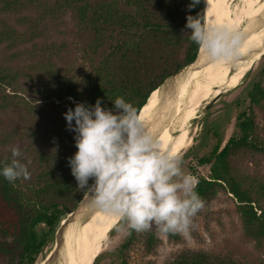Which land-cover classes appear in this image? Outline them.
<instances>
[{
  "label": "rangeland",
  "instance_id": "374dc122",
  "mask_svg": "<svg viewBox=\"0 0 264 264\" xmlns=\"http://www.w3.org/2000/svg\"><path fill=\"white\" fill-rule=\"evenodd\" d=\"M258 1L234 0L228 10L229 26L226 23L223 25L239 30L251 15L258 16L264 10V0L259 11ZM127 2L90 0L91 8L87 12L65 9L48 14L41 4L29 5L26 2L24 6L2 10L0 1V26L5 21L22 38V41L4 39L0 42V65L21 71L18 85L13 89L28 102L27 107L0 109V162H10L11 146H19L21 157L18 159L28 166L30 178H20L16 183L25 193H28V186L37 183L41 171L39 155L50 148H76L74 133L67 130L63 116L70 106L68 98L63 96V89L58 86L60 77L74 80L79 90H84L81 88L92 76L93 66L116 40L112 14L135 13V8ZM246 40L251 47L250 57L240 82L225 89L226 92L208 106L207 99L198 114L187 119L177 131L158 137L161 147L179 154L184 171L196 178L209 175L210 165H198L197 158L207 154L218 138L222 139L221 147L226 143L234 129L236 115L248 106L247 91L254 83L264 87V27L253 32ZM6 92L12 93L10 88ZM158 92L156 89L151 94L146 105L147 112L154 110L152 115L159 107L157 104L153 109L154 104L160 101ZM254 118L258 142L264 145V108H255ZM233 163L245 187L254 190L261 187L260 192L264 193V154L242 152L233 157ZM260 206L264 213V195L260 197ZM68 212L61 215L54 234L48 237L36 264H42L53 249L56 230ZM110 216L106 215L99 228ZM119 221L116 217L101 243L94 241L85 264H93L100 254L94 264H118L121 247L133 232L144 235L151 232L155 241L148 252L143 251V246L132 249L127 257L129 264H178L183 256L195 251L227 257L234 264H264V241L258 245L245 235L237 201L224 190H219L192 218L190 229L184 235H161L155 226L148 231L137 232L123 220L117 225ZM39 228L44 229V226L41 224ZM3 257L0 256L1 262L4 261Z\"/></svg>",
  "mask_w": 264,
  "mask_h": 264
},
{
  "label": "trees",
  "instance_id": "16d2710c",
  "mask_svg": "<svg viewBox=\"0 0 264 264\" xmlns=\"http://www.w3.org/2000/svg\"><path fill=\"white\" fill-rule=\"evenodd\" d=\"M0 1L2 10L24 6L26 2L29 5L41 4L48 14L65 9L87 12L91 8L90 0ZM206 1L200 0L190 9V0H128L135 13L112 14L116 40L93 66L92 76L81 88L84 90H79L74 80L60 77L58 86L63 89V96L68 98V105L74 107L71 101L93 104L99 97L103 100L102 106L111 109L112 100L122 96L138 109L140 115L163 80L197 55L200 46L192 42L187 33L186 16L199 13L205 22ZM4 39L22 41L21 34L5 21L0 26V42ZM20 74L21 71L0 65V109L27 107V100L13 89L18 85ZM9 88L12 93L6 92ZM247 98L248 106L236 115L234 129L226 143L221 147L222 139L218 138L207 154L197 158L198 165H210V172L206 177H197L196 191L204 205L219 190L232 194L237 201L243 232L261 245L264 241V213L260 197L264 193L260 192L261 187L254 190L244 186L243 179L236 173L233 157L247 151L264 154V145L258 142L254 118V109L264 108V87L254 83L247 91ZM75 151L76 148H50L39 155L41 171L37 183L27 187L28 193L16 181L10 183L0 176V256H5L0 264H36L61 215L71 210L80 199L83 191L77 187L67 161ZM41 224L44 229H37ZM154 241L151 232L145 235L133 232L121 247L118 264H129L127 257L132 249L143 246V251L148 252ZM178 264L234 263L227 257L195 251L183 256Z\"/></svg>",
  "mask_w": 264,
  "mask_h": 264
},
{
  "label": "clouds",
  "instance_id": "9594fccd",
  "mask_svg": "<svg viewBox=\"0 0 264 264\" xmlns=\"http://www.w3.org/2000/svg\"><path fill=\"white\" fill-rule=\"evenodd\" d=\"M199 2L190 0L188 7ZM185 28L209 59L227 62L239 55L241 37L235 30L205 23L199 13L186 16ZM112 103L109 109L99 97L93 104L74 101L63 113L74 133L76 151L67 161L77 187L87 193L91 207L132 230L155 226L161 235L187 234L204 206L198 178L184 171L179 154L161 147L131 102L117 96ZM10 152V162H0V176L10 183L29 179L28 166L18 159L19 146Z\"/></svg>",
  "mask_w": 264,
  "mask_h": 264
},
{
  "label": "bare ground",
  "instance_id": "6f19581e",
  "mask_svg": "<svg viewBox=\"0 0 264 264\" xmlns=\"http://www.w3.org/2000/svg\"><path fill=\"white\" fill-rule=\"evenodd\" d=\"M233 1L234 0H207L205 23L221 25L226 23L229 26L228 10ZM262 3L263 0L258 1V11L262 7ZM251 18H253L252 15ZM236 29L237 28H235V30ZM250 48L249 41L244 44L241 43L239 46V55L236 56L235 59L227 62L223 60H212L199 69L189 71L182 82L184 84H180L178 102L176 103L173 114L168 116L167 121L162 125L156 138L158 139L161 135L174 133L187 119L195 117V115L198 114L199 108L207 102V99L210 101L218 94L226 92L224 91L225 89L238 84L245 74V67L249 61V58L242 60L241 57L248 55L250 57ZM201 50H203V48H201ZM234 65V71L231 72L230 70ZM146 104L140 112V116L145 121V125L155 114L152 115L154 110L147 112L148 106H146ZM157 104L160 105V101L154 104L153 109H156ZM106 215L107 214L97 209L84 224L80 225L75 230L72 238L74 241L73 249L76 264H85L94 241L101 243L107 232L112 228L116 221V217L112 215L106 223L99 228L100 223L105 219ZM55 264L62 263L58 261Z\"/></svg>",
  "mask_w": 264,
  "mask_h": 264
},
{
  "label": "water",
  "instance_id": "95a60500",
  "mask_svg": "<svg viewBox=\"0 0 264 264\" xmlns=\"http://www.w3.org/2000/svg\"><path fill=\"white\" fill-rule=\"evenodd\" d=\"M264 27V10L260 15L247 20L243 26L236 30L240 34V44L253 32L258 31ZM242 60L248 59V56L241 57ZM211 59L207 57L204 50H199L195 58L180 67L174 73L167 76L163 82L157 87L160 96V105L154 116L148 121L146 127L155 135L159 133L164 122L167 121L168 116L173 114L176 103L178 102V90L180 84L185 79L187 73L191 70L199 69L208 64ZM235 65L231 68L234 71ZM221 94L215 96L207 103L210 105L213 101L217 100ZM92 183V181L90 182ZM89 204V197L86 192L82 195L76 206L70 210L65 218H63L55 233V245L49 254L43 259L42 264H55L61 262L62 264H76L73 249V238L75 230L84 224L96 211Z\"/></svg>",
  "mask_w": 264,
  "mask_h": 264
}]
</instances>
